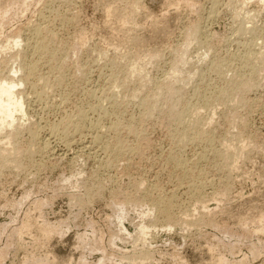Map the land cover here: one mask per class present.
Masks as SVG:
<instances>
[{
  "label": "rangeland",
  "instance_id": "1",
  "mask_svg": "<svg viewBox=\"0 0 264 264\" xmlns=\"http://www.w3.org/2000/svg\"><path fill=\"white\" fill-rule=\"evenodd\" d=\"M131 1L0 0V80L36 64L25 119L0 132L22 151L0 169V264H264V0Z\"/></svg>",
  "mask_w": 264,
  "mask_h": 264
},
{
  "label": "bare ground",
  "instance_id": "2",
  "mask_svg": "<svg viewBox=\"0 0 264 264\" xmlns=\"http://www.w3.org/2000/svg\"><path fill=\"white\" fill-rule=\"evenodd\" d=\"M139 1L140 0H132L131 1V11L132 12H135V11H137L138 9H140V7H139ZM171 5V4H170ZM142 6V5H141ZM142 10V9H141ZM195 11V10H194ZM115 12V11H114ZM112 13H113V9L112 8H108L107 9V14H110V15H112ZM212 13V12H211ZM157 21H158V19H157ZM156 21V22H157ZM201 21V20H200ZM155 22V21H154ZM154 22H153V24H154ZM155 22V23H156ZM164 22V21H163ZM156 25H158V23L156 24ZM155 26V25H154ZM198 26V25H197ZM197 26H195V27H193L192 28V30L191 31H189L190 32V34H189V37H188V39L190 40V42L191 41H196V40H198V38L200 37V36H202V33L203 32H201V28H200V26H199V28L197 27ZM191 28V27H190ZM163 30V29H162ZM113 32H115V31H113ZM188 32V33H189ZM204 34V33H203ZM205 35H206V33H205ZM122 34H120L119 35V32H118V35H115V40L116 41H118V40H121V38H122ZM134 36V35H133ZM207 36V35H206ZM123 40V39H122ZM134 44H139V43H141V41L139 40V39H137V38H131L130 39ZM112 42V41H111ZM199 42V41H198ZM113 43V42H112ZM120 43V42H119ZM195 43V42H194ZM196 43H197V41H196ZM200 44H201V42H199ZM19 44H18V42H14V46L16 47V46H18ZM112 45V44H111ZM119 45V44H118ZM202 45V44H201ZM257 45V44H256ZM252 46V45H251ZM34 52L33 53H35V54H37L38 55V57H45V56H49V54H48V52H47V49H46V45H45V42H44V40H38V41H36V43H35V45H34ZM262 49H264L263 47H261ZM259 49V48H258ZM261 49V50H262ZM258 51V50H257ZM264 51V50H263ZM259 52H260V50H259ZM258 52V53H259ZM257 53V52H256ZM264 53V52H263ZM183 54H184V52H183ZM253 54V53H252ZM155 54L153 53V56H154ZM206 55V54H205ZM248 55V54H247ZM251 55V54H250ZM249 56V55H248ZM254 56H255V54H254ZM258 56H263V54H260V55H258ZM252 57V56H251ZM255 57H257V56H255ZM20 57H18L15 61H17L18 59H19ZM243 58V57H242ZM246 58H248V57H246ZM245 58V59H246ZM263 58V57H262ZM252 59V58H251ZM20 60V59H19ZM22 60V62H23V59H21ZM30 60V59H29ZM33 60V59H32ZM243 60V59H242ZM249 60V61H248ZM247 61L250 63L251 62V60L250 59H248ZM198 61H201V59L199 58L198 59ZM246 61V60H245ZM258 61V60H257ZM256 61V62H257ZM261 61V60H260ZM21 62V63H22ZM262 62H263V66H264V60H262ZM30 64L28 65V66H26L25 67V70L22 72V78L20 79V80H17V81H15V80H7V79H4V80H0V132L1 131H3L4 129H6V128H12V127H14L15 125H14V122L15 121H18V120H20V119H23L24 117H26V103H25V101H24V97H23V94L21 93V92H19V91H17V87L18 86H21L22 84H24V83H28V81L32 78L33 79V77H35L36 75H35V72H36V64L33 62V63H31V62H29ZM138 63H140V60L137 58V57H134V58H132V60H131V62H129L128 61V63L127 64H125L123 67H122V70L124 69V71L127 73V74H130V73H135L136 71H135V69H134V67L138 64ZM195 63H196V60H195ZM246 63V62H245ZM252 63H253V60H252ZM26 64V63H25ZM192 64H193V61H192ZM248 64V63H247ZM253 65H254V63H253ZM176 66V65H175ZM260 66H261V64H260ZM174 67V66H173ZM215 67V66H214ZM217 67V66H216ZM219 67V66H218ZM221 67H223V66H221ZM224 68V67H223ZM228 68V67H227ZM251 68V67H250ZM188 69V72L190 73V74H193V72L195 71V69H196V67H195V65L193 64V65H191V67L190 68H187ZM224 69H226V68H224ZM217 70H218V68H217ZM221 70V69H220ZM229 70V69H228ZM248 70V69H247ZM264 70V69H263ZM251 71V70H250ZM182 72H184V69H182V68H180V67H178V66H176L175 67V69H174V74L176 75V74H181ZM223 72H224V70H223ZM251 72H253V71H251ZM255 72V71H254ZM221 73H222V71H221ZM228 73V72H227ZM252 74V73H251ZM35 75V76H34ZM224 75H226V74H224ZM253 75V74H252ZM222 76V75H221ZM251 76V75H250ZM255 76V75H254ZM41 77V76H40ZM236 77V76H235ZM39 79V78H38ZM126 79V80H125ZM123 81H122V84H127V83H129L130 81H131V79L129 78V77H127V78H125ZM130 79V80H129ZM238 79V78H237ZM246 79V78H245ZM249 79V78H248ZM35 80H37V79H35ZM233 80H235V79H233ZM39 81V80H38ZM248 83V82H247ZM130 84V83H129ZM236 84V83H235ZM234 86V85H233ZM247 85L245 84L244 86H242V88L241 87H235V88H233L232 89V91L229 93L228 91V93H229V95H230V97L231 96H234V95H236V94H238L239 92H241V91H243V90H246L247 88ZM157 88V87H156ZM232 88V87H231ZM158 89V88H157ZM197 89H198V87H197ZM205 89V88H204ZM207 90V89H206ZM210 90V89H209ZM208 90V91H209ZM224 90H226V89H224ZM157 91V90H156ZM159 91H161V90H159ZM195 91H197V90H195ZM207 91V92H208ZM247 91V90H246ZM45 92V91H44ZM203 92H205L204 90H203ZM226 92V91H225ZM224 92V93H225ZM40 93V92H39ZM38 93V94H39ZM42 93V92H41ZM153 93H155V92H153ZM157 93V92H156ZM156 93H155V95H156ZM159 93V92H158ZM162 93V92H161ZM160 93V94H161ZM193 93V92H192ZM221 93V92H220ZM204 94V93H203ZM206 94V93H205ZM204 94V95H205ZM42 95V94H41ZM157 95H159V94H157ZM169 95V94H168ZM209 95V94H208ZM218 95H219V93H218ZM46 97H47V95H46ZM153 97V96H152ZM158 97V96H157ZM174 98H175V94H174V96H173ZM179 97V96H178ZM201 97V96H200ZM210 97V96H209ZM215 97V96H214ZM229 97V98H230ZM45 98V97H44ZM154 98H155V96H154ZM202 98V97H201ZM204 98V97H203ZM208 98V97H207ZM219 98V97H218ZM224 98H226V97H224ZM37 99H39V98H37ZM211 99V98H210ZM223 99V98H222ZM227 99H228V97H227ZM41 100V99H40ZM196 100H197V98H196ZM217 100V99H216ZM221 100V99H220ZM229 100V99H228ZM178 101V100H177ZM38 102V101H37ZM44 102V101H43ZM191 102V101H190ZM206 102H209L208 100L206 101ZM218 102H219V100H218ZM178 103V102H177ZM203 103V102H202ZM229 103V102H228ZM211 104H212V102H211ZM225 104V103H224ZM230 104V103H229ZM232 104V103H231ZM244 104V103H243ZM188 105V104H187ZM202 105V104H201ZM204 105H205V103H204ZM208 105V104H207ZM225 105H227V104H225ZM241 105V104H240ZM99 106V105H98ZM206 106V105H205ZM228 106V105H227ZM235 106V105H234ZM112 107V106H111ZM184 107V106H183ZM182 107V108H183ZM187 107V106H186ZM222 107V106H221ZM224 107V106H223ZM236 107V106H235ZM93 108V107H92ZM96 108V107H95ZM203 108H204V106H203ZM202 108V109H203ZM234 108V107H233ZM33 109V108H32ZM184 109V108H183ZM187 109H189V108H187ZM186 109V110H187ZM235 109V108H234ZM28 110V109H27ZM40 110V109H39ZM93 110V109H92ZM102 110V109H101ZM104 110V109H103ZM156 109H154V107H149L148 108V111L149 112H154ZM185 110V111H186ZM193 110V109H192ZM233 110V109H232ZM189 111V110H188ZM196 111V110H195ZM208 111V110H207ZM170 112H171V114H170V116L176 121V122H179V123H182V110L181 111H177V110H175L174 109V107H171L170 108ZM194 111H192V113H193ZM197 112H199V111H197ZM28 113V112H27ZM107 113V112H106ZM159 113V112H158ZM160 113L162 114L163 113V111L161 110L160 111ZM188 113V115H189V112H187ZM86 114V113H85ZM98 114V113H97ZM105 114V113H104ZM160 114V115H161ZM185 114V113H184ZM191 114V113H190ZM198 115V114H197ZM196 115V116H197ZM185 116H187V115H185ZM184 116V117H185ZM190 116H192V115H190ZM193 116H194V114H193ZM202 116V115H201ZM28 117V116H27ZM87 117V116H86ZM198 117H199V115H198ZM197 117V118H198ZM79 118V117H78ZM77 118V119H78ZM90 118V117H89ZM88 118V119H89ZM92 118V117H91ZM189 118V117H188ZM194 118V117H193ZM197 118H196V120H197ZM201 118V117H200ZM200 118H198V119H200ZM25 119V118H24ZM28 119V118H27ZM30 119V118H29ZM85 120V119H84ZM185 120H186V118H185ZM196 120H195V122H196ZM212 120V119H211ZM21 121V120H20ZM68 121V120H67ZM73 121H75V119H73ZM188 121V120H187ZM187 121L185 122V123H187ZM193 121V120H192ZM203 121V120H202ZM26 122V121H25ZM28 122H29V120H28ZM194 122V121H193ZM192 122V125L193 124H195V123H193ZM190 123H191V121H190ZM201 123V122H200ZM205 123V122H204ZM20 124V123H19ZM18 124V125H19ZM32 124V123H31ZM70 125H74V124H71V123H69ZM77 124V123H76ZM75 124V125H76ZM83 124V123H82ZM184 124V123H183ZM197 124V123H196ZM209 124V123H208ZM210 124H211V122H210ZM210 124H209V126H210ZM231 124V123H230ZM229 124V125H230ZM24 125V124H23ZM62 125V124H61ZM67 125V124H66ZM79 125V124H78ZM185 125H188V124H185ZM200 125V124H199ZM199 125H198V127H199ZM203 125V124H202ZM51 126V125H50ZM64 126V125H63ZM67 126H69V125H67ZM80 126V125H79ZM180 127H181V125H179ZM191 126V125H190ZM197 126V125H196ZM195 126V127H196ZM29 127V126H28ZM76 127H78L77 125L76 126H74V128H76ZM203 127V126H202ZM202 127H200V128H202ZM206 127V126H205ZM65 128V127H64ZM63 128V129H64ZM109 128V127H108ZM117 128V127H116ZM186 128V127H185ZM191 128V127H190ZM67 128H65V130H66ZM181 129V128H180ZM186 129H188L189 130V128H186ZM193 129V128H192ZM192 129H190V130H192ZM196 129V128H195ZM55 130V129H54ZM53 130V131H54ZM57 130H58V128H57ZM68 130V129H67ZM105 130V129H104ZM113 130V129H112ZM185 130V129H184ZM204 130V129H203ZM63 131V130H62ZM180 131V130H179ZM181 131H183V129L181 130ZM201 131V130H200ZM33 132V131H32ZM31 132V133H32ZM187 132V131H186ZM189 132V131H188ZM49 133V132H48ZM64 133V132H63ZM129 133V132H128ZM131 133V132H130ZM193 133V132H192ZM200 133V132H199ZM14 134V132L13 133H10V134H7V135H1V136H3V138H5L6 139V143H4V144H11V142H12V140H14L13 139V137H15V135H13ZM36 134H37V132H36ZM57 134V133H56ZM184 134V133H183ZM191 134V133H190ZM197 134V133H196ZM211 134V133H210ZM194 135V134H193ZM200 135V134H199ZM203 135V134H202ZM201 135V136H202ZM207 135V134H206ZM227 135V134H226ZM33 138H34V136H35V133L33 132L32 133V135H31ZM54 136V135H53ZM95 136V135H94ZM181 136H183V137H185V139L186 138H188L187 137V134L185 133L184 135H181ZM180 135H179V137H181ZM191 135H189V137H190ZM197 136V135H196ZM210 136V135H209ZM38 137V136H37ZM37 137H35V138H37ZM59 137V136H58ZM66 137V136H65ZM64 137V138H65ZM71 137V136H70ZM136 137V136H135ZM237 137V136H236ZM2 138V137H1ZM96 138V137H95ZM192 137H190V139H191ZM194 138H196V137H194ZM38 139V138H37ZM182 139V138H181ZM207 139V138H206ZM33 140V139H32ZM63 140V139H62ZM91 140V139H90ZM95 140V139H94ZM188 140V139H187ZM204 140V139H203ZM202 140V141H203ZM211 140V139H210ZM15 141V140H14ZM103 141V140H102ZM195 141V140H194ZM206 141V140H205ZM228 141H229V139H228ZM183 142H186V141H183ZM190 142H191V140H190ZM197 142V141H196ZM195 142V143H196ZM199 142H201V141H199ZM16 143V142H15ZM32 143V142H31ZM50 143V142H49ZM48 143V144H49ZM120 143V142H119ZM119 143L117 142V144H118V146H120L119 145ZM122 143V145L124 146V144H123V142H121ZM120 143V144H121ZM179 143H180V139H179ZM181 143H182V141H181ZM203 143V142H202ZM212 143V142H211ZM3 144V145H4ZM13 145H14V143H12ZM30 144V143H29ZM33 144V143H32ZM32 144H30V147H28L29 149L32 147L33 148V146H32ZM46 144H47V142H46ZM45 144V145H46ZM48 144H47V146H48ZM67 144V143H66ZM117 144H116V146H117ZM223 144V143H222ZM126 145V144H125ZM1 146V145H0ZM224 146V145H223ZM10 147H12V146H10ZM86 147V146H85ZM105 147V146H104ZM125 147V146H124ZM225 147V146H224ZM6 148V147H5ZM5 148H0V169H2V168H7V167H9V166H17V168H18V166L19 165H21L20 163L22 162H19V160L18 159H20V158H18L17 159V157H18V155L19 154H22V151H13V150H9L10 152H8V150H6ZM16 148V147H15ZM28 148H26V149H28ZM32 148L30 149V151H28L27 150V152L25 151V153L23 154L24 155V157L25 156H29L30 157V155L34 152V148H33V150H32ZM45 148V147H44ZM68 148V147H67ZM113 148V147H112ZM121 148V147H120ZM123 148V147H122ZM232 148V147H231ZM17 149V148H16ZM91 149V148H90ZM115 149H117V148H115ZM124 149V148H123ZM222 149V148H221ZM233 149V148H232ZM68 150V149H67ZM111 150V149H110ZM120 150V149H119ZM122 150V149H121ZM120 150V151H121ZM227 150V149H226ZM6 151V152H5ZM38 151V150H37ZM117 151V150H116ZM116 151H114V149H113V151L112 152H115L116 153ZM120 151L118 152V153H120ZM220 151H222V150H220ZM24 152V151H23ZM43 152H44V150H43ZM232 152H233V150H232ZM236 152H238V151H236ZM35 153V152H34ZM218 154H219V152H217ZM222 153V152H221ZM226 153V152H225ZM92 154V153H91ZM105 154V153H104ZM212 154V153H211ZM228 154H229V152H228ZM216 155V154H215ZM225 155V154H224ZM20 156V155H19ZM33 156V155H32ZM200 156V155H199ZM203 156V155H202ZM218 156V155H217ZM216 156V157H217ZM227 156V155H226ZM233 156H235V153H234V155ZM103 157V156H102ZM232 157V156H231ZM220 158H221V156H220ZM230 158V157H229ZM235 158H237V157H235ZM218 159V158H217ZM231 159V158H230ZM232 159H234V158H232ZM18 160V161H17ZM227 160V159H226ZM234 161V160H233ZM228 162V161H227ZM230 162H231V160H230ZM177 164V163H176ZM180 164H182V162L180 163ZM226 164V163H225ZM228 164V163H227ZM183 165V164H182ZM234 165V164H233ZM23 166V165H22ZM22 166H21V168H22ZM228 166V165H227ZM229 166H230V164H229ZM232 166V165H231ZM24 167V166H23ZM107 167V166H106ZM176 167H177V165H176ZM179 167H180V165H179ZM182 167H184V166H182ZM181 167V168H182ZM233 167V166H232ZM25 168V167H24ZM175 168V167H174ZM186 168V167H185ZM184 168V169H185ZM180 169V168H179ZM13 170V169H12ZM16 170V169H15ZM186 171V170H185ZM231 171H232V169H231ZM186 172H188V171H186ZM156 185V184H155ZM228 185V184H227ZM186 187H187V185H186ZM202 187V186H201ZM136 188V187H135ZM133 189H134V187H133ZM139 189V188H138ZM154 190H155V188H154ZM95 191V190H94ZM194 191V190H193ZM198 191H199V189H198ZM196 193H197V191H196ZM198 194V193H197ZM224 194V193H223ZM172 195V194H171ZM166 196V195H165ZM174 196V195H173ZM128 197V196H127ZM124 198V197H123ZM137 198V197H136ZM155 198H156V196H155ZM163 199V198H162ZM158 201H156L155 203H153V202H151L152 203V205H151V207L152 206H154L155 208H156V210L159 212V214H161V216H163L164 217V220H166L168 223H169V225H170V223H172V217L174 216V214H173V216L172 215H170L169 213V211H168V207L166 206L167 204H165L164 202H161V199L159 200V198L157 199ZM174 200V199H173ZM129 201V200H128ZM131 201V200H130ZM136 201V200H135ZM166 201V200H165ZM127 202V201H126ZM199 202V201H198ZM135 203V202H134ZM170 203V202H169ZM169 203H168V205H169ZM143 204V203H142ZM139 206V205H138ZM171 206H172V204H171ZM142 207H143V205H142ZM170 209V208H169ZM148 210V209H147ZM153 210H155V209H153ZM156 211V212H157ZM146 212H148V211H146ZM151 212V211H150ZM172 212V211H171ZM152 213H153V211H152ZM145 214V213H144ZM158 214V215H159ZM188 215V214H187ZM160 216V217H161ZM189 217V216H188ZM187 217V218H188ZM186 218V217H185ZM161 220V219H160ZM197 220V219H196ZM157 221V220H156ZM165 221V222H166ZM121 222V221H120ZM175 222V221H174ZM260 222V221H259ZM121 224V223H120ZM173 224V223H172ZM184 224V223H183ZM174 225V224H173ZM186 225V224H185ZM196 225V224H195ZM261 227V226H260ZM26 228H27V226H26ZM25 228V229H26ZM147 230H149V229H147ZM146 227L145 226H141V228H140V233L141 234H145L146 233ZM44 256V255H43ZM146 256H147V254H143L142 255V259L143 260H145L146 259ZM131 260V259H130ZM139 261V260H138ZM141 261V260H140ZM132 262V261H131ZM143 261H141V262H138L137 264H143L142 263ZM130 263V262H129ZM32 264H55V263H53V262H49V258L47 257V256H45V257H42V258H39V259H36V260H33V263Z\"/></svg>",
  "mask_w": 264,
  "mask_h": 264
}]
</instances>
